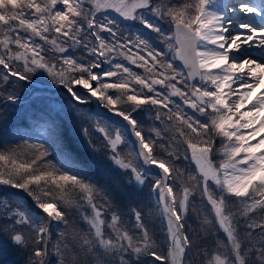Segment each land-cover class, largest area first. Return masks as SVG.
Segmentation results:
<instances>
[{
    "label": "snow or ice",
    "instance_id": "1",
    "mask_svg": "<svg viewBox=\"0 0 264 264\" xmlns=\"http://www.w3.org/2000/svg\"><path fill=\"white\" fill-rule=\"evenodd\" d=\"M0 238L22 264H264V0H0Z\"/></svg>",
    "mask_w": 264,
    "mask_h": 264
},
{
    "label": "trees",
    "instance_id": "2",
    "mask_svg": "<svg viewBox=\"0 0 264 264\" xmlns=\"http://www.w3.org/2000/svg\"><path fill=\"white\" fill-rule=\"evenodd\" d=\"M48 94H50V92H45V95ZM8 121L9 125L19 124L22 131L27 132L32 136L40 135L39 125L43 123L42 120H39L38 122L34 123L33 120L27 119L23 116L20 120L17 119L16 121H13V119H10ZM145 223L149 224V227L153 228L156 233L159 231V228L161 226V221L159 220L158 216H156L155 214L149 216L147 215V211L145 215ZM220 235L221 237H223L221 233ZM0 246H2L4 249L3 255L0 256V264H22L23 257L14 249H12L10 245H8L7 243L0 242ZM51 258L53 260L55 257Z\"/></svg>",
    "mask_w": 264,
    "mask_h": 264
},
{
    "label": "rangeland",
    "instance_id": "3",
    "mask_svg": "<svg viewBox=\"0 0 264 264\" xmlns=\"http://www.w3.org/2000/svg\"><path fill=\"white\" fill-rule=\"evenodd\" d=\"M36 94V93H35ZM34 94V95H35ZM73 115H75V114H73ZM7 116H8V120H10V119H13V121H16L17 119L18 120H20L21 118H22V116L21 115H19V114H12V113H8L7 114ZM149 225V224H148ZM222 234V233H221ZM223 235V234H222ZM156 236H157V238H159L160 236H161V233L158 231L157 233H156ZM0 242L1 243H7L6 241H3V239L2 238H0ZM52 259V258H51ZM55 259V258H54ZM54 259L52 260L53 261V263H54Z\"/></svg>",
    "mask_w": 264,
    "mask_h": 264
}]
</instances>
